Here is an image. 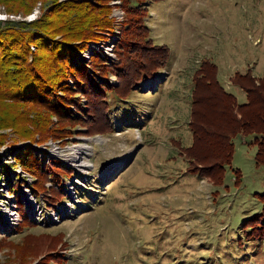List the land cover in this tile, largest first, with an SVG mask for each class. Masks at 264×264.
Instances as JSON below:
<instances>
[{"label":"rangeland","instance_id":"374dc122","mask_svg":"<svg viewBox=\"0 0 264 264\" xmlns=\"http://www.w3.org/2000/svg\"><path fill=\"white\" fill-rule=\"evenodd\" d=\"M122 1L108 0L113 31H99L73 63L88 65L97 55L107 65L118 62L113 48L126 26ZM52 2L38 1L25 16L0 4V19L34 20ZM137 8L146 12L152 43L168 47V59L127 97L105 94L111 132L92 133L79 123L62 140L30 145L0 130L7 133L0 145V209L14 208L18 217L0 216V264L47 256L50 264H264V236L243 226L254 214L264 223V165L250 137L234 140L220 186L192 172L180 153L192 142V76L203 62L217 66V79L239 102L245 94L230 78L246 71L264 76V0H141ZM108 83L118 84L115 73L108 72ZM79 100L81 110L73 112L83 118L85 97ZM42 153L45 162L59 159L70 171L52 166L51 177L58 174L50 181L37 169ZM22 178L33 180L29 195ZM54 189L63 200L51 201L60 197ZM52 211L58 220H51ZM12 243L38 247L23 253Z\"/></svg>","mask_w":264,"mask_h":264},{"label":"trees","instance_id":"16d2710c","mask_svg":"<svg viewBox=\"0 0 264 264\" xmlns=\"http://www.w3.org/2000/svg\"><path fill=\"white\" fill-rule=\"evenodd\" d=\"M38 1L45 2L0 0V4L10 14L25 16ZM140 2L122 1L126 26L114 45L118 62L112 65H107L99 55L91 56L88 65L73 63L76 53L85 50L84 44L99 31H113L108 0H53L49 8L41 7L42 12L34 20L0 19V130L9 129L30 145L44 143L49 138L62 140L79 123L88 124L92 133L111 132L112 127L105 117L110 108L105 94L127 97L132 86L141 78L152 75L168 59V47L153 44L149 37L143 20L146 12L137 8ZM108 72L118 77L114 87L108 83ZM192 81L188 121L192 142L180 151L189 169L208 176L212 184L220 186L238 136L250 137V143L257 148L255 159L264 165V76L256 78L246 71L236 72L230 78L231 85L245 94V100L241 102L217 79V66L213 62H203L194 71ZM79 95L86 101L83 118L73 112L74 109L81 110ZM6 138L7 133L0 131V145ZM39 155L42 164L37 169L49 176L50 181L57 179L58 174L51 177L52 166L70 171L59 159L45 162V153ZM235 174L237 182L240 173L235 171ZM54 190L60 197H52L51 201L63 200L62 190ZM260 199L264 213L263 194ZM247 224L252 226L248 234L264 236V223H260L259 215L245 219L243 226ZM11 246L23 253H32L30 249L38 247H18L15 243ZM49 247L52 248L51 243ZM48 257L40 258L34 264H50Z\"/></svg>","mask_w":264,"mask_h":264},{"label":"built area","instance_id":"2783aa9c","mask_svg":"<svg viewBox=\"0 0 264 264\" xmlns=\"http://www.w3.org/2000/svg\"><path fill=\"white\" fill-rule=\"evenodd\" d=\"M120 17V16H119ZM116 32V31H115ZM89 52V51H88ZM88 52H85L87 55H90V53ZM85 57V54L83 55ZM5 176H7V180H8V177H10V173L9 171L5 174ZM23 179V178H22ZM25 181V183L27 185H25V189L22 191L25 195H29L27 192L30 193L31 191V181H29V179H23ZM31 183V184H30ZM67 209L68 207H63L61 209V213L62 214H68L67 213ZM53 212V211H52ZM0 216L2 218H6L7 220H11V221H17L18 220V217H16V210L14 208H3L2 210L0 209ZM51 216V220H58V213L57 212H53V214L50 215Z\"/></svg>","mask_w":264,"mask_h":264},{"label":"bare ground","instance_id":"6f19581e","mask_svg":"<svg viewBox=\"0 0 264 264\" xmlns=\"http://www.w3.org/2000/svg\"><path fill=\"white\" fill-rule=\"evenodd\" d=\"M79 152H80V151H79ZM83 152H85V151H83ZM81 154H82V152H80V153L77 154V155H73L72 157H73V158H75V157L80 158ZM82 165L84 166V165H86V163H82Z\"/></svg>","mask_w":264,"mask_h":264}]
</instances>
